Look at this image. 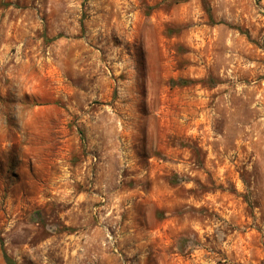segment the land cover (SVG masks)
<instances>
[{
  "label": "rangeland",
  "instance_id": "obj_1",
  "mask_svg": "<svg viewBox=\"0 0 264 264\" xmlns=\"http://www.w3.org/2000/svg\"><path fill=\"white\" fill-rule=\"evenodd\" d=\"M3 253L264 264V0H0Z\"/></svg>",
  "mask_w": 264,
  "mask_h": 264
},
{
  "label": "trees",
  "instance_id": "obj_2",
  "mask_svg": "<svg viewBox=\"0 0 264 264\" xmlns=\"http://www.w3.org/2000/svg\"><path fill=\"white\" fill-rule=\"evenodd\" d=\"M207 12H208V14H209V10L207 9ZM3 261H4V264H14L12 261H11V259L9 258V257H7V255H5L4 253H3Z\"/></svg>",
  "mask_w": 264,
  "mask_h": 264
}]
</instances>
